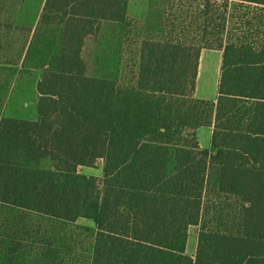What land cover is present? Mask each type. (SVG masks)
Here are the masks:
<instances>
[{"label":"trees","instance_id":"obj_1","mask_svg":"<svg viewBox=\"0 0 264 264\" xmlns=\"http://www.w3.org/2000/svg\"><path fill=\"white\" fill-rule=\"evenodd\" d=\"M127 4L46 0L64 24L37 118L0 120V264H264V0H166L128 87ZM104 25L114 55L90 74L78 52ZM203 49L222 51L214 101L195 97ZM99 160L103 178L79 171ZM211 168L232 223L207 219Z\"/></svg>","mask_w":264,"mask_h":264},{"label":"rangeland","instance_id":"obj_2","mask_svg":"<svg viewBox=\"0 0 264 264\" xmlns=\"http://www.w3.org/2000/svg\"><path fill=\"white\" fill-rule=\"evenodd\" d=\"M129 2L131 14L141 19L134 18V22L124 29L125 42L117 48L116 53L117 57H123L120 68L126 73L124 85L134 86L133 70H136L141 41L162 30L161 19L164 17L166 0H128V4ZM40 5L41 0H0V120L3 116L37 118L39 81L46 68L60 54L63 17L42 12L39 10ZM33 22L36 24L35 28ZM112 33V28L104 25L98 38L83 36L85 44L78 52L81 69L90 74L102 72L98 64L99 57L114 55L108 47L113 45L109 41ZM103 40L106 44L101 45L99 42ZM219 57V53L210 57V70L201 83L204 93L213 98L218 96ZM103 163V160H99L95 166H80L79 171L101 179ZM216 174L217 170L211 168L205 199L207 219L232 223L231 215L228 214L235 209V205L230 206L234 201L219 197L216 192ZM203 222L189 228L187 251L190 255L196 254L195 246L198 244V234ZM79 223L94 226L92 219L80 218Z\"/></svg>","mask_w":264,"mask_h":264},{"label":"crops","instance_id":"obj_3","mask_svg":"<svg viewBox=\"0 0 264 264\" xmlns=\"http://www.w3.org/2000/svg\"><path fill=\"white\" fill-rule=\"evenodd\" d=\"M46 0H41V5L39 7V10H41L42 12L44 11V6H45ZM130 2L128 4L127 7V12L128 15L132 18H139L136 15L131 14L130 12ZM141 19V18H139ZM38 23V21H36V24ZM34 24V28H35V22H33ZM33 28V29H34ZM219 53L220 57L218 58V62H219V76L221 77V67H222V51L219 49H203L201 52V56H200V61H199V74H198V79H197V86H196V91H195V97L197 99H201V100H210V101H214L216 100L217 96L215 98L213 97H209L207 96L204 91L201 88V83H202V79L204 77V75L210 70V57L213 54ZM218 95V94H217ZM206 129L207 131L205 132ZM204 130V133H202V131ZM208 134H209V138H208ZM212 134H213V126H203L200 127L198 129V137H199V141L200 144L203 148H211L212 146ZM209 139V141H208ZM197 243H196V250H197ZM188 245H187V249H188Z\"/></svg>","mask_w":264,"mask_h":264}]
</instances>
